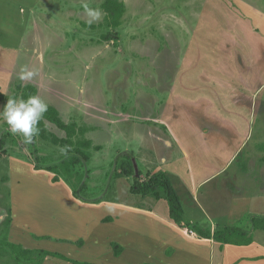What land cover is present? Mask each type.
<instances>
[{
	"label": "rangeland",
	"instance_id": "1",
	"mask_svg": "<svg viewBox=\"0 0 264 264\" xmlns=\"http://www.w3.org/2000/svg\"><path fill=\"white\" fill-rule=\"evenodd\" d=\"M119 1L124 3L125 9L121 24L116 28V39L110 40H104V36L114 34L103 24L106 13L101 5L104 0H33V3L26 4L29 12H32L28 21L25 14L20 13L26 10L24 5L10 1L9 8L6 6L7 14L12 16L10 41L18 37V27L25 31L27 26L26 33L22 35L28 46L33 48L32 53H35L36 69L31 80L38 82L41 88L39 95L48 105L58 109L65 123L76 122L88 129L85 133V138L91 141L88 160L83 166H76L78 171L84 172L79 185L80 194L88 199L104 198L132 203L142 200L140 194L131 191L133 175L125 174L120 167V163L126 159L120 157L115 164L117 156L128 151L133 167L135 163L141 173L164 170L162 158L172 159L178 153L177 149H171V127L181 123L188 111L194 112V101L203 97L201 107L209 103L230 104L229 95L233 94L234 88H225L224 85L228 74H233L236 68L234 63L229 65L228 60L238 56L237 44L241 42H244L241 55L247 63L241 71L236 69L237 74H245L246 88L257 89L250 92L254 101L251 105L260 111H255L249 117L251 138L246 139L247 145L227 170H233L230 182L235 187L262 191L264 158L259 154L264 150L260 147L254 150L252 147L261 135L260 140L264 139V60L257 62L255 55L259 51L254 54V49L237 36L243 29L248 31L254 28L257 32L260 29L254 19L251 20L241 11L242 3L253 2L264 9V0ZM84 4L101 10V18L91 25L87 23L89 17ZM243 37L246 38L244 32ZM18 75L19 70L8 79L9 90L19 83ZM248 91L244 93L248 94ZM218 92H223L222 101L216 98ZM218 108L221 124L228 123V118L231 122L232 119L237 121L231 109ZM242 111H248V107ZM211 117L202 118L207 122ZM238 118L242 121L243 118L247 119L242 114ZM47 125L58 136H64V132L55 125ZM7 128L8 125L0 121V138L5 140L4 151L0 149V239H8L9 227L5 219L11 206L10 185L13 178L8 182L11 171L17 169L13 173L14 182L18 179L16 174L23 175V178H19L20 184L27 182L22 188L23 192L22 189L15 191V195L29 200L33 209H39V206L44 209L55 205L53 193L43 183L37 180L31 182L24 172L31 162L36 163V158L40 160L37 165L44 166L69 156L65 148L40 139L35 138L33 143L25 145L22 136L11 135ZM251 149V155H247ZM164 150H167L166 156ZM16 160H19L18 164L14 162ZM248 164L256 172L251 178L234 171H245ZM141 173L139 178L143 181L145 177ZM185 207L187 211L191 208L195 212L190 203ZM252 208H255V215L264 218V195L253 199ZM199 219L204 220V217ZM253 236L264 243L263 231ZM42 239L49 244L54 241V238ZM60 240L65 244L62 255L70 258L67 250L71 245H77L76 242ZM3 248L5 250L0 251V264H33L9 254L7 247ZM29 249L53 251L48 248ZM90 249L99 254L95 247L90 246ZM33 255L35 261L37 254ZM40 264L74 263L45 256Z\"/></svg>",
	"mask_w": 264,
	"mask_h": 264
},
{
	"label": "crops",
	"instance_id": "2",
	"mask_svg": "<svg viewBox=\"0 0 264 264\" xmlns=\"http://www.w3.org/2000/svg\"><path fill=\"white\" fill-rule=\"evenodd\" d=\"M10 1L19 2L21 6H25L26 10L20 12V6L19 12L21 15L25 14L27 21L32 16V12H29L26 4L33 3V0H0V90L4 94L11 92L12 88L9 90L11 86L7 81L16 71L19 70L20 73L22 68L32 71L36 69L33 48L31 45L28 46L22 35L26 33L27 26L25 31L18 27V37L15 41L9 40L12 16L7 14L6 6L9 8ZM3 5L5 7L2 8ZM241 7V11L251 20L254 19L260 29L258 32L254 28L248 31L240 30L237 38L246 41L245 45H250L254 49V54L259 51L255 59L262 63L264 60V53H262L264 51V9L258 8L253 2H244ZM243 32L246 33V38L243 37ZM235 36L234 39L237 40ZM243 44L244 42L237 44L238 56L228 60L229 65L234 63V68L239 71L242 67L245 68L244 64L247 63L245 57L241 55ZM236 69L233 74H228V80L224 85L225 88H234L233 94L229 95L230 104L224 106L226 104L223 102L219 105L209 103L208 106L201 107L203 97H198L194 101L196 107L194 112L188 111L181 123L171 127V149H177L178 153L172 159H164L167 157L163 156L161 163L164 164L163 171L167 172L182 204V225L170 217L168 204L163 198L141 197L142 200L138 199L137 203L111 199H104L97 203L83 202L74 197L63 180L53 182V173L37 169L31 162L23 172L29 175L31 182L37 180L38 183L48 187L53 193L55 205L44 209L40 206L39 209L35 207L33 209L29 200L22 195L17 197L15 191L24 189L27 182L22 181L20 184L19 178H23V175L18 174H16L18 179L14 182L13 173L17 172L14 168L10 173L11 178H8V182L12 178L13 181L10 185L12 186L11 222L7 240L21 243L29 248H48L58 253L62 251L60 253L64 254L65 244L58 240L69 239L76 242L81 238L83 244L71 245L67 254H71L69 256L71 259H81L94 264H264V243L257 241L256 236H253L257 235L258 231L264 233V229L254 227L253 219L258 216L253 213L255 208L251 209L253 199L260 194L264 195V189L251 191L245 187H235L230 182L233 170H227L247 145L246 139L251 138L252 128L249 117L255 111L257 113L260 111L255 110V106L251 105L253 97L250 92L257 89L246 88L245 74L238 75ZM19 83L35 85L37 94H40L41 88L37 81H19ZM245 91L249 93L245 94ZM221 94L223 92H218L216 97L219 101H222ZM206 98L210 99L209 96ZM247 98H249L248 102ZM219 106L231 109V114L236 115L237 121L232 119L231 122L228 118V123L221 124L217 114L220 111ZM247 107L248 111H242L243 108L247 110ZM234 109L235 112H233ZM240 114L247 119L239 120ZM199 115L212 117L205 122L202 117L199 119ZM261 137L252 149L260 147L264 150V144H259L264 143V139L260 140ZM252 149L247 152V155H251ZM166 153L167 150H164L163 154ZM259 155L264 158L262 156L264 151H261ZM14 162L19 163V160ZM249 166L248 164V169L245 171H234L236 174L240 173L251 178L256 172ZM152 173L154 172L148 170L146 173H141V176L146 177L147 174ZM189 203L195 208V212H192L191 208L187 211L185 205ZM106 216H110L112 220L103 221ZM200 217H204V220L199 219ZM199 221H201L200 225ZM232 227L244 232L241 237H232L233 240L243 242L250 240V242L238 245L203 236L205 232L212 236L217 231ZM198 232L202 235H198ZM43 236H49L55 240L49 244L42 239ZM112 242L123 247L118 256L113 253ZM89 245L95 247L99 254L93 253Z\"/></svg>",
	"mask_w": 264,
	"mask_h": 264
},
{
	"label": "trees",
	"instance_id": "3",
	"mask_svg": "<svg viewBox=\"0 0 264 264\" xmlns=\"http://www.w3.org/2000/svg\"><path fill=\"white\" fill-rule=\"evenodd\" d=\"M101 8L105 11L104 23L111 30L114 31L112 36H104V40L116 39V28L121 24V17L124 13V3L119 0H104L101 5ZM92 27V26H89ZM37 94V87L33 84H25L15 83L11 92L8 94H4L0 90V103H6L9 98L12 97H20L23 96L27 98L29 95ZM47 123H51L55 125L58 129L64 132V136H58L55 132L51 131L47 125ZM41 131L39 135L36 137L42 141H46L48 143L63 147L69 153L68 157H64L59 162L52 163L50 165L40 166L37 165L40 160L36 158V163L34 167L37 169H44L51 173H53L52 181L57 182L59 180H63L71 189L72 194L77 199L83 202H93L97 203L104 198L98 199H88L83 197L79 192V185L84 177V172H80L76 169V166H83L84 162L88 160V149L91 147V141L85 138V133L88 129L84 126L78 125L76 122L65 123L58 109L49 105L47 113H45L44 119L41 121L39 125ZM5 140L3 137L0 138V149L4 151ZM97 149V146H96ZM123 157L126 160H123L120 163V167L123 168V172L125 174L133 175V186L131 191L135 194H140L142 197H153L154 199L163 198L166 200L169 208L170 217L178 224L182 225L183 223V207L180 202V199L169 179V176L166 171H159L158 173L147 174L145 180H140V170L137 171L138 175H135L134 167L131 160V154L128 151L123 152L118 155L115 164L119 162V158ZM112 218L110 216H106L103 218V221H111ZM11 222V209L10 206L7 211V218L5 219L6 226L9 227ZM253 224L255 228L264 229V218H254ZM187 226V224H186ZM198 235H202L200 232ZM204 237H213L217 240L224 241L225 243L231 244H247L250 240L247 241H239L233 240L232 237H241L244 232L239 230L238 228H225L224 230L215 232L212 236L209 233H203ZM43 238H51L49 236ZM52 239V238H51ZM55 240V239H54ZM62 241V240H60ZM66 241V240H63ZM76 244L81 246L83 244V240L80 238L76 241ZM7 247L6 250L9 254L13 256L20 257V259L25 260L26 262L32 261L33 264H40L41 258L45 256H55L65 261L74 263V264H94L86 261H76L74 259L68 258L61 253L53 252L45 249H29L23 248L20 244H15L9 240L0 239V251L3 252V247ZM111 246L113 248V253L115 256H118L123 247L116 242H112ZM5 250V249H4ZM2 254V253H1ZM0 254V255H1ZM33 254H37L36 260L34 261ZM149 264V263H143Z\"/></svg>",
	"mask_w": 264,
	"mask_h": 264
},
{
	"label": "clouds",
	"instance_id": "4",
	"mask_svg": "<svg viewBox=\"0 0 264 264\" xmlns=\"http://www.w3.org/2000/svg\"><path fill=\"white\" fill-rule=\"evenodd\" d=\"M84 9L89 17L87 23L91 25L94 21L101 18V10L90 8L84 4ZM35 75V72L27 68H22L18 79L20 81H29ZM49 105L38 94L12 97L0 106V121L8 125L7 131L13 135L22 136V142L27 145L34 142L41 129L39 127L48 111Z\"/></svg>",
	"mask_w": 264,
	"mask_h": 264
},
{
	"label": "water",
	"instance_id": "5",
	"mask_svg": "<svg viewBox=\"0 0 264 264\" xmlns=\"http://www.w3.org/2000/svg\"><path fill=\"white\" fill-rule=\"evenodd\" d=\"M134 169H135V175H138V173H137V167H136V164L134 163Z\"/></svg>",
	"mask_w": 264,
	"mask_h": 264
}]
</instances>
